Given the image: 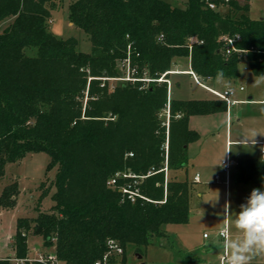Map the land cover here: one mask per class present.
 <instances>
[{
    "label": "trees",
    "instance_id": "trees-1",
    "mask_svg": "<svg viewBox=\"0 0 264 264\" xmlns=\"http://www.w3.org/2000/svg\"><path fill=\"white\" fill-rule=\"evenodd\" d=\"M185 1L70 0L69 20L92 43L86 52L76 37L50 29L52 11L64 0H0V184L6 165L28 153L45 151L49 167L57 165L41 195L54 187L51 210L38 207L36 216L17 219L15 257L29 256L28 237L35 234L59 261L94 264L112 238L125 252L108 260L125 263L128 246L140 251L166 235L164 224L189 221L194 187L178 175L188 165L189 144L200 137L189 118L227 104L171 97L167 127L161 115L169 85L157 78L176 58H190L202 80L220 71L237 78L242 60L264 76V18L251 17L249 0H217L216 9ZM222 36L234 38L236 50L227 54ZM127 60L137 78L155 80L112 88L109 80L121 77ZM118 172L131 175L111 184ZM237 180L263 183L264 160H239ZM19 192L16 180L6 184L0 205L14 207ZM0 264H12L10 257Z\"/></svg>",
    "mask_w": 264,
    "mask_h": 264
},
{
    "label": "rangeland",
    "instance_id": "rangeland-1",
    "mask_svg": "<svg viewBox=\"0 0 264 264\" xmlns=\"http://www.w3.org/2000/svg\"><path fill=\"white\" fill-rule=\"evenodd\" d=\"M170 1L181 6L186 4L185 0ZM249 1L251 17L264 18V0ZM69 2L70 0H64L63 4L58 3L53 9L50 29L58 37H76L79 40V49L91 52L92 43L87 33L69 20ZM182 61L186 63L187 59L184 58ZM120 67L121 77L109 80L112 88L123 82L122 78L128 74V65L122 63ZM239 71L240 74L235 79L224 78L235 91L233 98L236 102L229 107V110L218 111L208 116H197L194 119L193 126L198 129L200 137L190 147L191 152L200 150L203 155L209 150L213 160H221L226 157V142L230 139L233 140V144L229 145L231 158L237 159L242 151L260 154L261 143L264 141V83L258 84L256 81L264 76L255 74L246 60L240 62ZM182 77L184 78L182 86L177 91L181 96L190 98L214 96L209 90L198 85L191 76ZM210 86L220 91L225 90L222 84L216 83ZM240 86H244V90H240ZM173 91L175 94L176 89L174 88ZM50 162V155L40 151L28 153L25 157L6 165V174L0 184V192L13 180L18 182L20 192L14 207L6 208L0 205L1 258L15 257L12 243L19 217L36 216L38 207L44 211L51 210L54 204L52 198L54 187L41 198L43 190L49 188L57 173V165L50 168ZM197 168L196 164L189 163L187 169L181 171V174L192 180ZM207 172L210 173L208 178L211 179L214 174L220 172V169L211 167ZM231 179L228 188L221 182L205 184L199 181L194 184L189 221L181 224H164L163 229L166 235L156 238L152 244L142 247L140 251L133 245L128 246L125 263L119 260L115 264H221L211 256L212 251L221 254L224 252L223 241L214 235L215 232L223 228L227 220L229 236L239 239L242 234L232 224L235 214L240 211V208L235 207V200L242 199L243 195L248 199L253 189L264 191V182L260 186L251 185L250 191L241 189L242 185L235 180L234 169ZM227 211L232 213L231 216L226 215ZM205 232L210 233V238H204ZM28 244L30 257L37 256L38 252L54 251L52 247L44 245L40 235L30 234ZM140 255L142 257H139ZM57 264H66V262L58 260Z\"/></svg>",
    "mask_w": 264,
    "mask_h": 264
},
{
    "label": "crops",
    "instance_id": "crops-1",
    "mask_svg": "<svg viewBox=\"0 0 264 264\" xmlns=\"http://www.w3.org/2000/svg\"><path fill=\"white\" fill-rule=\"evenodd\" d=\"M250 11H251V3H250ZM186 59H187V62L186 63H184L182 61V58H176L174 60V63L172 65V69H171V70H173V72L169 73V76H168L169 79H170V81H171L170 96L171 97H176V98H181V99H220V100H223L220 97H218L214 92H212L210 89L204 87L203 85L199 84L195 80V78L193 77V75L190 73V70H192V68H191V60H190V58H186ZM185 75L191 76L198 85H200L203 88L209 90L211 93H213L214 96L213 97H210V98H194V97L193 98H190V97L181 96L180 94H178L177 91L181 88L182 83H183V79H184L182 76H185ZM224 78H227V77H224ZM227 79H230V78H227ZM230 80H232V79H230ZM202 82H204L207 86H209L212 89H215V88L211 87L210 85H215L217 83L216 82V78H209L207 80H202ZM207 83H209L210 85H208ZM174 88L176 89V93L175 94H174V91H173ZM215 90H217V89H215ZM233 90H234V88H233ZM240 90H244V86H240ZM217 91H220V90H217ZM233 95H234V93H233ZM233 95H232V98H233ZM234 100L236 101V99H234ZM226 104H227V110H225V111H228L229 110V107L231 105H233L234 103L233 104H228L226 102ZM211 114L212 113H209V114H194V115H191L190 118H189V125H190V127L192 129H195V130L198 131V129L195 126H193L194 119L197 118V116H208V115H211ZM197 141H198V139L195 140V141H193V142H191L189 144L188 150H187V154H188V164L189 163L196 164L197 167H198L197 168L198 170L195 172V174L193 176V179L190 180L193 183V187H195L194 184H196L197 182L200 181V182H204L205 184H208L210 182H221V183L225 184V186L228 188L229 185H230V183H231V180H232L231 179V175L233 173V169L235 170V180L242 185L241 189H243V190H246L247 189V190L250 191L251 190V185H254V186H260L261 185V184H255V183H252V182H240V181L237 180V164H238V161L241 160V159L249 158V157H258V158L264 160V156L262 155L261 150H260V154L259 155L258 154H251L250 152H244V151H242V152H240L238 154L237 159H233V158L230 157V154H229V145H232L233 144V140L227 139V142H226V146H227L226 147L227 148L226 149V151H227L226 157L225 158H222L221 160H218V159H216V160L214 159L213 160L211 158V153L209 152V150H207L205 153H203V155L201 154L202 152L200 153V150H196L195 152L192 151L193 153L190 151V147L192 146V144L196 143ZM263 143H264V141L261 143L262 146H263ZM262 146H261V148H262ZM227 156H229L235 162V164L231 166L230 172H229V175L228 176L223 171V160L226 159ZM211 167L212 168L220 169V172L214 174V176L211 179H209L208 177H209L210 173L207 172V171H209ZM186 169H187V167L185 169L180 170L178 172V175H179L180 178H182V179L187 178V177L182 176V174H181V171H184ZM197 173H199V175H200V179L199 180H195L194 179V177H195V175ZM217 174L220 175V179H216V175ZM193 192H192L191 198H192V196L194 194ZM241 198L242 199L235 200V207L236 208H240V206L242 204H245L247 202V199L244 197V195ZM224 228H226L227 231L230 230L229 229V224H228V221L227 220L225 222V226L223 228H220L219 230H217L215 232V234H214L218 239H220V241H223L224 238H225V237H223V236H221L219 234L220 230L221 229H224ZM205 233L203 235L204 238L205 239L210 238V233L207 236H205ZM232 233H233V231H232ZM228 237H229V232H228L226 238H228ZM210 244L212 245V243H210ZM224 255H227L228 256V254H227V252L225 250H224V252L222 254L219 253V252H215V251L213 252L212 251V255L211 256H213V258H215L217 262H220L221 264H225V262H223V256ZM251 264H264V257H256L255 259H253V261L251 262Z\"/></svg>",
    "mask_w": 264,
    "mask_h": 264
},
{
    "label": "clouds",
    "instance_id": "clouds-1",
    "mask_svg": "<svg viewBox=\"0 0 264 264\" xmlns=\"http://www.w3.org/2000/svg\"><path fill=\"white\" fill-rule=\"evenodd\" d=\"M217 84H222L227 92L230 85L222 71L217 73ZM264 83V77L256 81ZM227 211L226 215L231 216ZM233 227L242 234L239 239L224 238L223 247L227 252V264H251L256 257H264V191L253 189L245 204L232 220Z\"/></svg>",
    "mask_w": 264,
    "mask_h": 264
},
{
    "label": "built area",
    "instance_id": "built-area-1",
    "mask_svg": "<svg viewBox=\"0 0 264 264\" xmlns=\"http://www.w3.org/2000/svg\"><path fill=\"white\" fill-rule=\"evenodd\" d=\"M205 1V3L207 4L208 7H210L211 9H216L218 8L219 4L217 3V0H203ZM230 0H223L221 2V5H224L226 3H228ZM198 40L197 36H194L190 39L191 42ZM222 40L225 41L224 42V49L226 51L227 54L231 53L233 50H236V46L234 44V38L232 37H228V36H222ZM126 64V66L128 65V74L127 76L123 77L122 80L124 81H135V80H142L144 82L143 87H145L150 81L155 80L152 78H148V77H144V78H137L136 77V68H132L130 66V61H125L124 62ZM173 72V70H169L164 72L159 78H157L158 81H167L168 85H169V98H168V102L165 106L164 111L162 112V117L164 119V124H166L167 127H169V123H170V87H171V81L170 79L167 77L168 73ZM190 73L193 75V77L195 78V80L203 85L204 87L210 89L212 92H214L218 97H220L221 99L225 100L228 104H233L236 101L232 98V95L234 93L233 88H231V92H227V90L224 91H217L215 89L210 88L209 86H207L204 82H202L201 78L193 71L190 70ZM116 78H120V77H116ZM243 88V87H242ZM261 153L264 156V143L263 146L261 148ZM235 162L229 157L227 156L226 159L223 160V171L226 173V175H229L230 172V168L232 165H234ZM130 176L131 174L128 173H116L115 177L113 179L110 180L111 184H115L116 183V178L119 176ZM195 180H199L200 179V175L199 173H197L194 177ZM216 179H220V175L217 174L216 175ZM124 191L129 192V197H131L134 200V192L132 190H129L128 187H124L123 188ZM219 234L223 237H227L228 231L226 228L221 229ZM208 234L205 233V236H207ZM125 252V248L116 240V239H109L108 240V251L104 254L102 259H97L95 260L94 264H112L108 259L111 255V253H115V255H117V257H121ZM10 260L12 262V264H23L26 261H30V262H34V261H38L41 263H45V264H57L58 259L56 257V255L51 252V253H42V252H38V255L35 257H30L28 256L27 258H18V257H10ZM223 262L227 263V255L223 256Z\"/></svg>",
    "mask_w": 264,
    "mask_h": 264
},
{
    "label": "water",
    "instance_id": "water-1",
    "mask_svg": "<svg viewBox=\"0 0 264 264\" xmlns=\"http://www.w3.org/2000/svg\"><path fill=\"white\" fill-rule=\"evenodd\" d=\"M139 257H142V255H140Z\"/></svg>",
    "mask_w": 264,
    "mask_h": 264
}]
</instances>
